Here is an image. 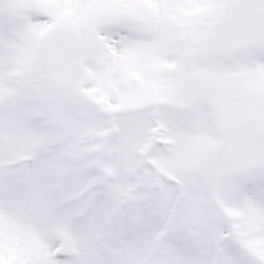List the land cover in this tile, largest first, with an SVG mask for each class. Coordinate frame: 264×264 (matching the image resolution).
<instances>
[{"label":"snow or ice","instance_id":"snow-or-ice-1","mask_svg":"<svg viewBox=\"0 0 264 264\" xmlns=\"http://www.w3.org/2000/svg\"><path fill=\"white\" fill-rule=\"evenodd\" d=\"M0 264H264V0H0Z\"/></svg>","mask_w":264,"mask_h":264}]
</instances>
